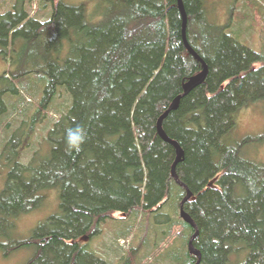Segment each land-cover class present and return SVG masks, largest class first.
Returning <instances> with one entry per match:
<instances>
[{"label":"trees","instance_id":"obj_1","mask_svg":"<svg viewBox=\"0 0 264 264\" xmlns=\"http://www.w3.org/2000/svg\"><path fill=\"white\" fill-rule=\"evenodd\" d=\"M44 1L52 8L44 21L22 6L0 14L4 46L22 36L36 48L21 55L27 68L1 78L0 119L9 110L4 95H16L17 84L23 92H40L36 109L22 117L0 152L8 166L0 225L36 209L50 190L59 192V211L7 248L33 246L25 264H109L90 245L119 224L121 236L132 233L138 244L116 264H141L150 231L157 234L161 226V234H175L166 264H264V164L242 157L246 145L264 136L228 141L238 110L264 104V43L259 52L240 44L207 19L203 0H182L187 41L207 74L162 120L183 151L174 169L179 185L171 172L174 148L156 124L202 65L183 44L177 0H92L96 21L85 4ZM61 96L68 100L64 109L55 105ZM51 111L57 118L21 162ZM74 122L87 130L79 151L65 143ZM186 192L182 210L193 226L179 214ZM194 232L199 261L188 251Z\"/></svg>","mask_w":264,"mask_h":264},{"label":"rangeland","instance_id":"obj_2","mask_svg":"<svg viewBox=\"0 0 264 264\" xmlns=\"http://www.w3.org/2000/svg\"><path fill=\"white\" fill-rule=\"evenodd\" d=\"M68 6L85 4L89 20L96 21L95 3L92 0H63ZM14 6H22L26 14L40 21L47 20L52 13L50 4L44 0H0V14L14 10ZM203 6L207 19L217 26L223 27L225 33L235 38L240 44L246 45L256 52L261 51L264 43V0H203ZM10 37V36H9ZM10 41V38H8ZM25 38L17 36L13 43L4 46L0 42V89L4 87L1 78L8 71H19L22 67L27 68L22 62L21 55L35 52L33 45H24ZM24 45V46H23ZM34 47V49L32 48ZM6 59V60H5ZM33 84L32 82L29 83ZM16 95L5 93L4 99L9 105L8 113L0 119V152L6 142L7 136L17 126L24 115L30 116L36 109V102L40 98L39 91L23 92L20 90ZM23 100L24 103H21ZM67 98L61 96L55 103L59 109L67 105ZM23 108L24 113H19ZM57 118L55 111L46 113L45 117L36 129L31 142V147L24 150L20 158L21 162H27L31 150L37 147L42 140L52 121ZM264 136V104L262 102L252 103L236 113L235 126L229 132L228 141L235 143L249 136ZM40 152L44 156L47 152L42 145ZM4 156L0 157V191L8 172V166L3 165ZM242 157L264 164V142H256L246 145L242 150ZM6 162V161H5ZM44 194L40 205L28 213L21 214L14 219L12 225H0V264H25L32 257L34 247H23L14 251L7 247L11 244L30 238L36 228L44 223L46 219L59 211V192L50 190ZM121 219L123 216L115 214ZM157 234L150 231L148 240L139 254L141 264H166L168 262L165 251L174 243V236L161 234L165 227L159 226ZM161 230V231H160ZM166 232V231H165ZM120 225L108 228L101 236L94 237L91 249L97 256L103 257L109 264H116L122 254L138 244V237L130 233L126 238L121 236ZM140 233H142L140 231ZM179 246V242L175 244ZM90 248V247H89Z\"/></svg>","mask_w":264,"mask_h":264},{"label":"water","instance_id":"obj_3","mask_svg":"<svg viewBox=\"0 0 264 264\" xmlns=\"http://www.w3.org/2000/svg\"><path fill=\"white\" fill-rule=\"evenodd\" d=\"M177 6L178 9L180 11L181 14V18H182V28H181V37H182V41L183 44L187 50V52L189 54H191L196 60H198L201 65H202V69L200 72H198L197 74L193 75L192 77H190L182 86V93L180 95H178L177 97H175L173 99V101L171 102L170 106L168 107V109L158 118L157 120V124H156V130H157V134L167 143H169L170 145L173 146L174 148V152H175V158L171 167V172H172V176L175 180V182L179 185H183L177 178L174 169L176 164L181 160L182 156H183V151L180 147V145L178 144L177 141L172 140L171 138H169L165 132L163 131L162 128V120L163 118L167 115L168 111L170 110H174L178 104V101L181 97L185 96L186 94H188L193 88H195L196 86L200 85L201 83H203L206 74H207V65L204 62V60L195 52V50H193V48L189 45L187 38H186V22H187V17L185 14V10L183 7V3L182 0H177ZM190 197V193L186 192L185 196L182 198L181 202L179 203V214L181 216V218L189 223L191 226H193L192 221L188 218V216L183 212L182 210V205L183 203ZM196 236V232H194V234L191 236V238L189 239L188 242V251L190 253H192L194 256L197 257V261H199V253L197 252V250H195V248L192 245V240L194 239V237ZM198 263V262H197Z\"/></svg>","mask_w":264,"mask_h":264},{"label":"clouds","instance_id":"obj_4","mask_svg":"<svg viewBox=\"0 0 264 264\" xmlns=\"http://www.w3.org/2000/svg\"><path fill=\"white\" fill-rule=\"evenodd\" d=\"M65 143L69 151H79L87 139V130L81 124L74 122V126L67 128Z\"/></svg>","mask_w":264,"mask_h":264},{"label":"bare ground","instance_id":"obj_5","mask_svg":"<svg viewBox=\"0 0 264 264\" xmlns=\"http://www.w3.org/2000/svg\"><path fill=\"white\" fill-rule=\"evenodd\" d=\"M189 242V241H188ZM80 245V244H79Z\"/></svg>","mask_w":264,"mask_h":264}]
</instances>
